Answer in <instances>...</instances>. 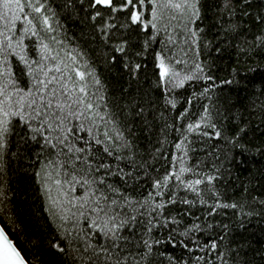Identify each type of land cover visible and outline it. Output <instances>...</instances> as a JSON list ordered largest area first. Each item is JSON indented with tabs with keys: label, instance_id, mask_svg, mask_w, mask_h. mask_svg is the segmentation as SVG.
I'll return each mask as SVG.
<instances>
[{
	"label": "snow or ice",
	"instance_id": "1",
	"mask_svg": "<svg viewBox=\"0 0 264 264\" xmlns=\"http://www.w3.org/2000/svg\"><path fill=\"white\" fill-rule=\"evenodd\" d=\"M251 61L264 0H0V264H255Z\"/></svg>",
	"mask_w": 264,
	"mask_h": 264
},
{
	"label": "trees",
	"instance_id": "2",
	"mask_svg": "<svg viewBox=\"0 0 264 264\" xmlns=\"http://www.w3.org/2000/svg\"><path fill=\"white\" fill-rule=\"evenodd\" d=\"M235 60L233 54L232 57L224 55L222 58H218L215 62V67L219 69L217 75L223 79H230L228 73L231 70ZM255 66V61L249 62L248 65L242 66L240 74L236 77L240 81L239 84L221 85V96L228 98L231 102H239L240 105H247L248 97L254 92L259 93L264 88V67L258 68L255 72L246 71V67ZM243 77L244 79H241ZM219 82V81H218ZM253 126L259 130L264 131V124L260 123L258 114L253 115ZM242 175L247 176L249 172L264 170V156L248 157L247 162L242 166ZM26 182V178L20 181L21 186ZM19 203V202H18ZM22 219L25 221V227L27 224V212H22ZM15 240V236L12 237ZM237 239L241 242H247L250 247L245 250L250 259L254 257L255 264H260L261 252H264V217L249 218L246 221V230H241ZM17 246L22 250H27L26 246L21 242L17 243Z\"/></svg>",
	"mask_w": 264,
	"mask_h": 264
}]
</instances>
